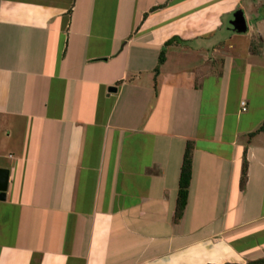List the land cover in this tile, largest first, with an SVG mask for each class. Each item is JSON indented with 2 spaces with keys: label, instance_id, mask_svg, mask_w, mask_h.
Returning <instances> with one entry per match:
<instances>
[{
  "label": "crops",
  "instance_id": "0c3cea01",
  "mask_svg": "<svg viewBox=\"0 0 264 264\" xmlns=\"http://www.w3.org/2000/svg\"><path fill=\"white\" fill-rule=\"evenodd\" d=\"M241 2L0 0V264L264 260V8L236 32Z\"/></svg>",
  "mask_w": 264,
  "mask_h": 264
},
{
  "label": "trees",
  "instance_id": "16d2710c",
  "mask_svg": "<svg viewBox=\"0 0 264 264\" xmlns=\"http://www.w3.org/2000/svg\"><path fill=\"white\" fill-rule=\"evenodd\" d=\"M177 38H173L166 43V46L170 45L173 42H177ZM164 50L161 51L159 57L158 67L156 68V72L158 71L159 66L164 62ZM264 131V122L260 126V128L255 131L253 134ZM194 145L192 142L188 141L185 147L183 161L180 170L179 183H178V195L176 202V211H175V220L178 221L182 218L184 210L188 201V189L190 186V182L192 179V155H193ZM247 174V161L244 158L243 168H242V178L241 184L244 185L246 181ZM251 264H264V260L255 261Z\"/></svg>",
  "mask_w": 264,
  "mask_h": 264
},
{
  "label": "water",
  "instance_id": "95a60500",
  "mask_svg": "<svg viewBox=\"0 0 264 264\" xmlns=\"http://www.w3.org/2000/svg\"><path fill=\"white\" fill-rule=\"evenodd\" d=\"M234 20L231 25L234 30L245 33L248 31V26L242 9L234 13ZM109 92H116L117 87H110ZM9 170L0 168V200H4L6 197V191L8 188Z\"/></svg>",
  "mask_w": 264,
  "mask_h": 264
},
{
  "label": "rangeland",
  "instance_id": "374dc122",
  "mask_svg": "<svg viewBox=\"0 0 264 264\" xmlns=\"http://www.w3.org/2000/svg\"><path fill=\"white\" fill-rule=\"evenodd\" d=\"M241 1H242L241 5H243L242 7H243L246 15L250 14V10L254 11L255 9H258V7H260L261 5H263V6H261L260 8H264V2L261 0H241ZM251 17H252V15H251ZM257 20L258 19H256V18H252L250 22H252V24L255 25ZM257 43H259V41Z\"/></svg>",
  "mask_w": 264,
  "mask_h": 264
},
{
  "label": "flooded vegetation",
  "instance_id": "af4514ba",
  "mask_svg": "<svg viewBox=\"0 0 264 264\" xmlns=\"http://www.w3.org/2000/svg\"><path fill=\"white\" fill-rule=\"evenodd\" d=\"M261 1L264 2V0H261ZM261 6H263V5H261ZM240 9H242L243 12H244V16H245V19H246L247 26H248V24H249V21L247 20L246 13H245L243 7H242V6H238V7L232 12L231 19L229 20L230 27H231L232 30H234L233 27H232V25H231V22L234 20V17H233V16H234V13H235L236 11L240 10ZM234 31H236V30H234ZM236 32H237V31H236ZM245 33H246V32H245Z\"/></svg>",
  "mask_w": 264,
  "mask_h": 264
},
{
  "label": "built area",
  "instance_id": "2783aa9c",
  "mask_svg": "<svg viewBox=\"0 0 264 264\" xmlns=\"http://www.w3.org/2000/svg\"><path fill=\"white\" fill-rule=\"evenodd\" d=\"M241 109H242V111H246V109H247V103H246V101H242L241 102Z\"/></svg>",
  "mask_w": 264,
  "mask_h": 264
}]
</instances>
